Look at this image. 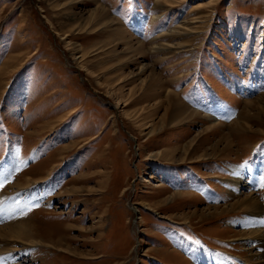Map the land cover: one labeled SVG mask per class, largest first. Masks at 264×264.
<instances>
[{
    "label": "rangeland",
    "instance_id": "1",
    "mask_svg": "<svg viewBox=\"0 0 264 264\" xmlns=\"http://www.w3.org/2000/svg\"><path fill=\"white\" fill-rule=\"evenodd\" d=\"M175 1L0 0V226L17 212L59 239L0 264L258 260L229 204L251 193L264 217V0ZM168 90L196 115L165 114Z\"/></svg>",
    "mask_w": 264,
    "mask_h": 264
},
{
    "label": "bare ground",
    "instance_id": "2",
    "mask_svg": "<svg viewBox=\"0 0 264 264\" xmlns=\"http://www.w3.org/2000/svg\"><path fill=\"white\" fill-rule=\"evenodd\" d=\"M183 1H185V0H176L175 2L181 3ZM174 6H176V5L174 4ZM170 7H171V5H170ZM92 20H93V22L96 23V25L98 24L101 26H103L106 23H109L110 21H113V19H111L108 12L106 11L105 7L101 6L100 4L98 6H96L94 11L92 12L90 22ZM90 24H94V23H90ZM153 81L154 80L152 79L151 82H153ZM162 89H160L159 91L156 90L153 95H158V93L159 94L162 93L163 92ZM107 95H109L110 97H114L116 99L115 105H116V107L121 109V111H123V108L128 106V104L130 103V101L128 102L127 99H123V97H120V95H116L112 92L108 91ZM138 97H139V95H138ZM171 97H177V96H175V94L172 91L168 90V91H165L164 100H160L162 105L164 102H167V103H165L166 106H164L165 114L168 113V115L173 116L175 120L177 118L182 119V120H187L192 115H196L197 112H194L192 110H190V111L187 110V108L184 106V104L181 103V101L179 99L178 100L181 104V107H180V109H178V112H177L176 111L177 107L173 106V104L170 103ZM178 100H177V102H178ZM171 112H175V113L171 114ZM123 113H124V111H123ZM175 120H173V122ZM205 120L209 121L208 128L206 127L209 131L210 130L212 131V129L213 130L216 129L217 126L219 127V123H217L216 120L209 118L208 116H205ZM235 121L237 122V120H235ZM236 122H233V124L234 123L237 124ZM239 127H241V126L238 125V128ZM224 137H226V136H224ZM230 145H231V143L228 140L225 142V144L223 146V150L226 151L227 154L229 152ZM14 164L15 165L18 164L17 167L19 168V165H22V162H21V160H15L12 165H14ZM229 171H230V176L228 177L227 181H230L231 183H233L234 186L239 187V186L243 185L245 183V181H247L245 179L246 171H245V169L241 168L240 166L231 167L229 169ZM41 178L42 177L30 178L29 176H26L24 179H22L18 175V177L16 178V181L13 183L12 186L16 187V188H20V187L25 186V185H30V184L35 185L36 182H40L39 180ZM251 181L254 183H257L259 181V177L257 175V168L254 169V173L252 174ZM181 195H183V194L173 192V197H175V199L179 198ZM7 197H8V195L6 196V198ZM3 198L4 197H0V204L3 203L2 202ZM7 201H9V198L4 199V203H3L4 204V210L7 209V211H8L6 213L4 212V217L6 214H9V213L11 214V212L13 211L12 209H9L5 206ZM229 206L233 207V208L240 206L241 212H248L247 213L248 215L245 216V219H243L241 222V224L247 225L246 227H244L245 232L244 233L241 232L239 234L245 235L243 237V239L252 240L253 242H256V244H257L256 246H259L262 248V251L257 256L258 260L255 262H251V263L264 264V217L262 215L263 214L262 213V204L259 202L258 199L253 197V195L250 193V195H248L242 199L236 200V202H234L231 205L229 204ZM212 208H214L216 211L218 206H214ZM17 214L18 213L16 212V215ZM16 215H13L12 217L9 216L8 218H5L6 222L0 226V246L4 245V251L11 250V251L6 252L5 254L11 253V252L14 253V252L19 251L20 250L19 246H24V248H31V246L37 247V246L41 245L44 247V246H46L45 243H47V242L50 244L51 243L56 244L59 242V239L56 238L57 233H58L57 231L38 227L35 223H33V219L29 216L21 215L18 217ZM1 241H4V242H1ZM250 256H252V255H250ZM255 256H256V254L253 255V258H255Z\"/></svg>",
    "mask_w": 264,
    "mask_h": 264
},
{
    "label": "crops",
    "instance_id": "3",
    "mask_svg": "<svg viewBox=\"0 0 264 264\" xmlns=\"http://www.w3.org/2000/svg\"><path fill=\"white\" fill-rule=\"evenodd\" d=\"M32 77H33V76H32ZM27 78H28V77H27ZM33 78H35V77H33ZM28 82H29V80H28ZM28 82H27V83H28ZM27 83H26V84H27ZM28 90H29V89H28Z\"/></svg>",
    "mask_w": 264,
    "mask_h": 264
}]
</instances>
